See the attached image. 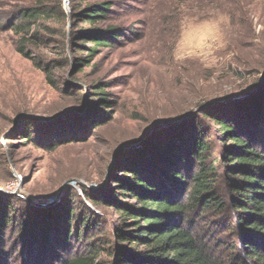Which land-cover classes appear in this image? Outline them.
<instances>
[{
  "label": "rangeland",
  "instance_id": "1",
  "mask_svg": "<svg viewBox=\"0 0 264 264\" xmlns=\"http://www.w3.org/2000/svg\"><path fill=\"white\" fill-rule=\"evenodd\" d=\"M37 1L0 0V24ZM108 1L115 4L114 23L125 29L126 39L85 68L73 66L80 55L70 40L69 20L49 24L52 30L41 45L29 46L33 62L16 53L19 36L0 29V199L19 214L73 210L72 225L86 219L88 229L81 232L92 236L65 245L59 223L55 252L45 247L37 252L41 245L12 228L0 237V264H34L35 252L40 261H54L84 251L98 237L109 239L115 216L103 201L120 151H136L161 129L181 131L188 120L212 136L214 127L202 108L241 120L258 139L264 136V126L249 123L248 110L241 112L264 86V0ZM47 3L69 15L67 0ZM232 15L252 22L256 37L232 26ZM35 62L57 67L55 88ZM98 87L108 94L113 120L95 129L90 121L105 113L93 94ZM30 121H37L40 131L25 142ZM71 138L76 140L67 142ZM207 143L214 152L221 147L213 136Z\"/></svg>",
  "mask_w": 264,
  "mask_h": 264
},
{
  "label": "trees",
  "instance_id": "2",
  "mask_svg": "<svg viewBox=\"0 0 264 264\" xmlns=\"http://www.w3.org/2000/svg\"><path fill=\"white\" fill-rule=\"evenodd\" d=\"M67 1V16L50 7L47 0L9 14L0 29L19 36L16 53L33 62L29 46L39 47L52 30L49 24L65 20L72 26L74 52L80 55L73 59L77 69L90 66L101 51L114 49L126 39L125 29L114 23L113 2ZM238 14L242 16L241 11ZM232 17V26L247 28L249 37H256L252 22ZM107 22L110 25L98 27ZM34 64L55 88L53 70L57 67ZM104 90L98 87L93 93L105 111L100 119L90 121L95 129L113 120ZM243 108L241 112L248 110L249 123L264 126V86ZM204 110L200 109L201 115L211 121L212 136L221 145L218 151H211L207 140L212 136L193 120L186 121L181 131L173 132L176 126L161 129L136 151H120L108 176V199L103 201L115 216L109 239L98 237L82 252L40 261L35 250L53 248L55 252L53 239L59 223L64 226L65 245L73 238H92L81 232L88 229L87 220L73 226L74 211L66 209L53 214L33 209L19 214L14 204L2 203V197L0 237L12 228L21 230L18 234L25 231L22 237L26 241L41 245L32 255L34 264H264V136L258 139L241 120ZM38 125L30 121L23 131L25 142L38 134Z\"/></svg>",
  "mask_w": 264,
  "mask_h": 264
},
{
  "label": "water",
  "instance_id": "3",
  "mask_svg": "<svg viewBox=\"0 0 264 264\" xmlns=\"http://www.w3.org/2000/svg\"><path fill=\"white\" fill-rule=\"evenodd\" d=\"M139 144H140V142L139 143H137V144H134L133 146H139ZM62 192V191H61ZM55 199H57V198H55Z\"/></svg>",
  "mask_w": 264,
  "mask_h": 264
}]
</instances>
